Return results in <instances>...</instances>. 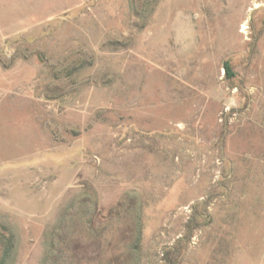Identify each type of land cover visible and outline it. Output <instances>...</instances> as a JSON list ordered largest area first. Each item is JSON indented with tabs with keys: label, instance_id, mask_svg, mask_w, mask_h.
I'll list each match as a JSON object with an SVG mask.
<instances>
[{
	"label": "rangeland",
	"instance_id": "1",
	"mask_svg": "<svg viewBox=\"0 0 264 264\" xmlns=\"http://www.w3.org/2000/svg\"><path fill=\"white\" fill-rule=\"evenodd\" d=\"M260 97L264 0H0V264H264Z\"/></svg>",
	"mask_w": 264,
	"mask_h": 264
},
{
	"label": "trees",
	"instance_id": "2",
	"mask_svg": "<svg viewBox=\"0 0 264 264\" xmlns=\"http://www.w3.org/2000/svg\"><path fill=\"white\" fill-rule=\"evenodd\" d=\"M224 68L227 73H230V67L227 62L224 63ZM10 250H11L10 240L7 239V241L4 242L2 264L5 262L6 258L9 256Z\"/></svg>",
	"mask_w": 264,
	"mask_h": 264
},
{
	"label": "bare ground",
	"instance_id": "3",
	"mask_svg": "<svg viewBox=\"0 0 264 264\" xmlns=\"http://www.w3.org/2000/svg\"><path fill=\"white\" fill-rule=\"evenodd\" d=\"M245 28H246V27L244 26L243 29H245ZM257 86H258V85H257ZM257 94H258V93H257ZM258 95H259V94H258ZM262 95H263V94H262ZM260 98H262V97H260ZM255 99H256V98H255ZM262 99H264V98H262ZM259 100H261V99H259ZM255 102H256V101H255ZM263 102H264V101H263ZM257 103H258V102H257ZM256 106H257V104H256ZM257 107H258V106H257ZM255 112H256V111H255ZM255 112H254V113H255ZM254 116H255V114H254ZM255 119H256V118H255ZM255 119H254V120H255ZM258 119H259V118H257V121H259ZM239 131H240V130H239Z\"/></svg>",
	"mask_w": 264,
	"mask_h": 264
}]
</instances>
